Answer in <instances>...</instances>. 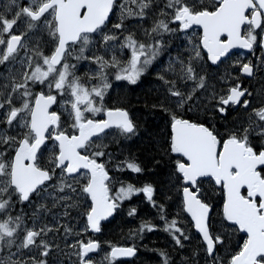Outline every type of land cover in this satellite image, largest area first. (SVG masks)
Listing matches in <instances>:
<instances>
[{
    "label": "snow or ice",
    "instance_id": "1",
    "mask_svg": "<svg viewBox=\"0 0 264 264\" xmlns=\"http://www.w3.org/2000/svg\"><path fill=\"white\" fill-rule=\"evenodd\" d=\"M148 75L152 125L112 95ZM145 230L158 264H264V0H0V264H124Z\"/></svg>",
    "mask_w": 264,
    "mask_h": 264
},
{
    "label": "trees",
    "instance_id": "2",
    "mask_svg": "<svg viewBox=\"0 0 264 264\" xmlns=\"http://www.w3.org/2000/svg\"><path fill=\"white\" fill-rule=\"evenodd\" d=\"M160 64L157 63L155 65V67H159ZM149 71L151 72L152 69H149ZM142 79H144V83L141 84L139 87L133 86V85H128L125 88L122 89H115L112 93L113 97L115 98V96L117 95V92H121L124 95L127 96V99L132 103H130V108L132 110V113L134 116H138L141 121H144L145 116H147V122L149 125H152L154 123H157L158 121H153L152 117L150 115H148L144 109H143V104L142 103H138L137 98L140 97L141 99L143 98L145 92L153 87V77L151 75H148L146 77H143ZM126 83V82H124ZM132 151L136 150V145L132 144L130 145ZM125 177H127L129 180H133L134 177H136L138 174H132L129 173L128 171H126L124 174ZM139 183V181H134ZM139 199V198H138ZM136 199L132 198V200L130 202H126L125 203V208L128 207V204H135ZM152 215L153 212L150 209V207L145 206V204H141L139 207V215L136 218H128L126 217V215L121 218V217H117V220L113 221L112 224L108 225V227L105 229V233L103 236H101L100 238L102 240H110L113 243L116 244H130L133 241L131 239L126 240L125 238L128 236V231L129 228H134V227H138L137 225H139V221L141 219V217H145V215ZM144 239H139L136 238L135 243L137 245H139V251L136 255V258L138 261L135 262V260L132 261H124V264H146V262L148 261H144V257L146 256V252H144L143 250L146 249H152V248H164L165 244H166V240L165 239H160L158 241L154 240V236H150V237H146L143 233ZM144 241V242H143ZM143 245H147V248H144ZM146 253V254H145ZM148 255V254H147ZM154 264V263H152Z\"/></svg>",
    "mask_w": 264,
    "mask_h": 264
},
{
    "label": "flooded vegetation",
    "instance_id": "3",
    "mask_svg": "<svg viewBox=\"0 0 264 264\" xmlns=\"http://www.w3.org/2000/svg\"><path fill=\"white\" fill-rule=\"evenodd\" d=\"M233 53H234L233 59H236L237 57H239L240 59H247V58H252L253 57V54L252 53H249L247 50H244V49H240L239 51H235ZM259 55H261V53L259 51H257L255 53V56H259ZM160 59H161V61H166L168 59L167 54H165ZM257 87H259V85H257ZM137 203H138V201L135 202V204H137ZM145 206L149 207L146 203H145ZM148 216L149 215L147 213V215H145V218L148 217ZM144 235L146 237L154 236L156 238V239L154 238V240H156V241H158L160 239H165L166 240V244H165V247L164 248H170V246H171V242H170L167 234L165 232H163V231L154 230L152 232H148L147 230H145ZM242 235H244V234H238L237 240H239L240 236H242ZM240 242H242V241H240ZM164 248H159V249H164ZM146 253L148 254V252H146ZM147 254L143 258L144 261H148V262H146V264H152L153 263V260L152 259H154L155 264H158V262L160 260V257L158 255H155L154 256L155 258H153V257H149V254L148 255ZM155 254H156V252H155ZM133 260H135V262L138 261L137 258H134Z\"/></svg>",
    "mask_w": 264,
    "mask_h": 264
},
{
    "label": "rangeland",
    "instance_id": "4",
    "mask_svg": "<svg viewBox=\"0 0 264 264\" xmlns=\"http://www.w3.org/2000/svg\"><path fill=\"white\" fill-rule=\"evenodd\" d=\"M80 71L82 72L83 71V69H80ZM129 173H130V171H128ZM130 179V178H129ZM134 199H136V201L135 202H137L138 201V196H134L133 197ZM101 239V238H100ZM144 252H148V254H149V257H153V258H155L154 256L155 255H157V254H155V252L154 251H149L148 249H146V250H143ZM153 260V263L155 264V261H154V259H152ZM156 260V259H155Z\"/></svg>",
    "mask_w": 264,
    "mask_h": 264
},
{
    "label": "water",
    "instance_id": "5",
    "mask_svg": "<svg viewBox=\"0 0 264 264\" xmlns=\"http://www.w3.org/2000/svg\"><path fill=\"white\" fill-rule=\"evenodd\" d=\"M240 49L239 48H237V49H233L232 51L233 52H235V51H239ZM132 257H130V258H118V259H131Z\"/></svg>",
    "mask_w": 264,
    "mask_h": 264
},
{
    "label": "bare ground",
    "instance_id": "6",
    "mask_svg": "<svg viewBox=\"0 0 264 264\" xmlns=\"http://www.w3.org/2000/svg\"><path fill=\"white\" fill-rule=\"evenodd\" d=\"M138 226V225H137ZM128 231V230H127ZM156 239V238H155ZM144 242V241H143Z\"/></svg>",
    "mask_w": 264,
    "mask_h": 264
}]
</instances>
